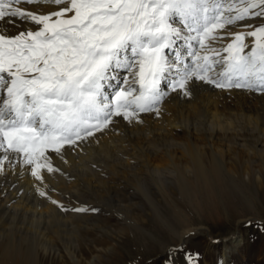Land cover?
<instances>
[{
  "label": "snow or ice",
  "instance_id": "1",
  "mask_svg": "<svg viewBox=\"0 0 264 264\" xmlns=\"http://www.w3.org/2000/svg\"><path fill=\"white\" fill-rule=\"evenodd\" d=\"M21 4L56 10L33 12ZM256 17L264 18V0H0V174L16 160L43 182L41 169L58 171L46 150L60 154L65 144L113 124V117L131 122L141 112H158L167 94L161 83L176 65L165 49L177 41L192 49V62L175 67L166 81L173 91L189 95V82L199 80L264 92V25L234 34L222 49L226 56L206 44L220 39L217 30L226 25ZM14 29L20 30L13 35ZM247 37L254 42L245 52ZM121 70L132 80L120 79Z\"/></svg>",
  "mask_w": 264,
  "mask_h": 264
},
{
  "label": "bare ground",
  "instance_id": "2",
  "mask_svg": "<svg viewBox=\"0 0 264 264\" xmlns=\"http://www.w3.org/2000/svg\"><path fill=\"white\" fill-rule=\"evenodd\" d=\"M17 6L42 13L56 10L48 4ZM177 19L174 26L183 28ZM261 21L264 18L256 17L226 25L217 30L220 39L206 44L226 56L222 49L234 34L252 31ZM253 42L254 38H246L249 48L245 52ZM191 44L200 50L195 41ZM191 50L184 41L165 49L176 65L161 83L167 94L156 105L158 112H141L131 122L113 117V124L73 145L65 144L60 154L46 150L58 171L41 169L43 182L31 175V166L16 160L12 161L15 167L5 163L0 174V264H38L40 257L60 252L80 264L76 249L87 244L84 237L88 234L125 231L107 224L113 213L124 217L128 227H138V219L149 209L158 216L162 211L159 206L166 203L171 204L172 215H180L183 211L177 203L182 200L195 205L193 210L199 215L211 214L214 208L199 204L222 199L227 184L237 186L253 178L263 186L264 92L218 88L199 80L195 86L189 82V95L173 91L166 81L175 75L176 66L182 67L180 61L191 64L187 54ZM119 77L132 80L122 70ZM112 92L107 93L110 98ZM41 190L45 196L40 195ZM77 208L87 211H74ZM199 230L188 224L178 236V246ZM231 243L237 247L241 240L232 239ZM230 260V247L225 246L220 263L229 264Z\"/></svg>",
  "mask_w": 264,
  "mask_h": 264
},
{
  "label": "rangeland",
  "instance_id": "3",
  "mask_svg": "<svg viewBox=\"0 0 264 264\" xmlns=\"http://www.w3.org/2000/svg\"><path fill=\"white\" fill-rule=\"evenodd\" d=\"M261 25L264 21L255 27ZM261 175L262 187L253 178L237 186L229 183L222 199L215 198L208 205L199 204L214 208L216 213L199 215L193 210L195 205L182 200L177 203L182 214L172 215L171 204H162L158 216L149 209L148 214L138 219V227H128L124 217L113 213L112 217H107V224L125 231L112 234L103 230L102 234L98 231L88 234L84 237L87 244L80 246V251L76 249V256L80 264H165L170 259L173 264H185V256L190 257L188 264H221V252L228 246L229 264H264V230L260 227L264 225L263 167ZM120 223L123 226H119ZM188 224L200 230L188 235L178 246V236ZM232 239L241 240L240 245L234 247ZM60 254L40 257L38 264H74L63 252Z\"/></svg>",
  "mask_w": 264,
  "mask_h": 264
}]
</instances>
